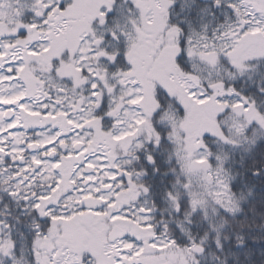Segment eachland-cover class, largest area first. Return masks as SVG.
<instances>
[{
    "label": "snow or ice",
    "instance_id": "obj_1",
    "mask_svg": "<svg viewBox=\"0 0 264 264\" xmlns=\"http://www.w3.org/2000/svg\"><path fill=\"white\" fill-rule=\"evenodd\" d=\"M0 264H264V0H0Z\"/></svg>",
    "mask_w": 264,
    "mask_h": 264
}]
</instances>
